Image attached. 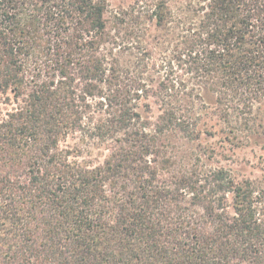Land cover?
<instances>
[{
  "label": "trees",
  "instance_id": "16d2710c",
  "mask_svg": "<svg viewBox=\"0 0 264 264\" xmlns=\"http://www.w3.org/2000/svg\"><path fill=\"white\" fill-rule=\"evenodd\" d=\"M134 5L0 0V264H264L263 192L172 150L264 128V0Z\"/></svg>",
  "mask_w": 264,
  "mask_h": 264
},
{
  "label": "rangeland",
  "instance_id": "374dc122",
  "mask_svg": "<svg viewBox=\"0 0 264 264\" xmlns=\"http://www.w3.org/2000/svg\"><path fill=\"white\" fill-rule=\"evenodd\" d=\"M107 1L109 6L106 19L110 34L121 43L137 44L141 25L145 21L140 20L141 24L138 23L137 26L135 21L132 23L127 17L123 23L118 22L115 18L118 11L129 9L137 0ZM154 34H160L161 37L164 32H155L150 25L143 36L145 39L148 35L152 38ZM153 77L157 80V73ZM140 109L143 116L147 118H151L157 113V109L152 105L150 111L146 107H140ZM262 116L264 117V114L260 111L259 113L245 114L244 117L248 123H251L255 118ZM172 150L177 158L181 157L179 159L181 162L191 161L199 167H222L227 169L237 181L247 179L253 182L255 187L264 194V128L254 131L253 127H247L244 124L233 129L223 124L208 127L205 132H202L200 140L185 141L174 146ZM98 151L101 154L98 155ZM92 153H94L91 154L93 159L101 160L106 151L102 148H92Z\"/></svg>",
  "mask_w": 264,
  "mask_h": 264
}]
</instances>
